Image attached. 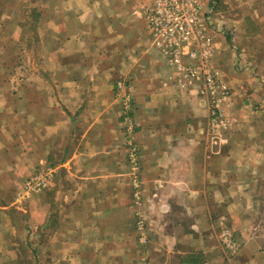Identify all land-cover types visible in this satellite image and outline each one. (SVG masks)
Instances as JSON below:
<instances>
[{
    "label": "crops",
    "instance_id": "obj_1",
    "mask_svg": "<svg viewBox=\"0 0 264 264\" xmlns=\"http://www.w3.org/2000/svg\"><path fill=\"white\" fill-rule=\"evenodd\" d=\"M147 2L0 0V264L3 251L10 264L19 251H46L52 264H264V75L247 58L224 73L215 39L231 95L224 136L207 134L201 85L169 65L147 30ZM122 80L139 130V206ZM46 166L47 186L20 203L24 180ZM223 227L233 252L220 244Z\"/></svg>",
    "mask_w": 264,
    "mask_h": 264
},
{
    "label": "built area",
    "instance_id": "obj_2",
    "mask_svg": "<svg viewBox=\"0 0 264 264\" xmlns=\"http://www.w3.org/2000/svg\"><path fill=\"white\" fill-rule=\"evenodd\" d=\"M143 15L147 30L156 39L169 65L186 82L194 81L201 85V94L207 97L213 106L209 126L215 131L223 124L219 106L227 101L229 91L224 84L219 83L218 71L212 64V39L207 33L204 4L201 0H148L143 7ZM124 85V81L117 83L127 124V159L135 170L131 182L137 188L139 149L133 140V101L130 91L121 90ZM53 174L52 167H46L27 177L17 199L21 202L31 193L43 190ZM141 240H145L144 235ZM220 240L225 251L236 250V242L230 230H222Z\"/></svg>",
    "mask_w": 264,
    "mask_h": 264
},
{
    "label": "rangeland",
    "instance_id": "obj_3",
    "mask_svg": "<svg viewBox=\"0 0 264 264\" xmlns=\"http://www.w3.org/2000/svg\"><path fill=\"white\" fill-rule=\"evenodd\" d=\"M201 1L204 4V8L206 9V16H207L206 24L208 26L207 33L212 39V53H213V45L215 39L217 42H220L221 44L223 43L225 47L224 49L225 57L223 60L224 66H220L222 71L224 70L226 73H230L233 72L234 70L239 73L244 69L243 66L241 65L240 59L247 58L248 60L246 61V63H248L249 61L252 62V65L250 64L251 65L250 69L253 71L254 75L256 77H259L261 74L264 75V0H201ZM33 5L34 4L32 3L31 7H33ZM31 34L34 35V33ZM212 64L213 67L218 71L219 83L224 84L227 87L230 97L231 95L230 87L221 79V74H220L221 70H219L218 68L220 62H218V66H217L214 63L213 56H212ZM124 82L129 84L128 80H124ZM120 95H121V91L118 89L116 91V98L119 101L118 105L122 119L121 120L122 125L120 126V133L123 135L124 147H126L128 152V145L126 143L128 136L127 124H126V118L124 116L123 105ZM206 101H207V110L209 113L207 134H215L219 137H223L224 136L223 128L221 129L217 128L215 129V131H212L210 129L209 124L211 121V113L213 110V106L207 97H206ZM225 102H222L221 105L219 106L222 112L220 116L222 120H223V109L221 106ZM131 117L134 125L133 140L137 144L139 149V153H138V163H139V157L141 155V147L139 146V142H138L139 130L135 118L134 102L132 104ZM126 160L128 164L127 173H129L128 175H130V187L132 189V198L134 195V200H135L134 202L139 206L140 205L139 203L141 201L140 199L141 184L138 173L139 168L137 171L139 186L135 188L131 182L132 180L131 177L133 173L132 171L130 172V170L132 169H129L131 168V165L127 159V154H126ZM26 199L22 200L20 203H24ZM136 212L137 214L134 219L135 222L134 226L137 232L136 241L137 244H139L142 247L147 244L149 239L146 236L144 241L141 240V237L143 235H146V226L143 223L144 217L142 215H139L138 211ZM259 212L260 213L264 212V209H259ZM224 229H228V228H224ZM220 244H221V240H220ZM3 252H5L4 255L7 258V260L3 259L4 264H10V262L12 261L10 251H3ZM47 256L48 254L46 251H19V264H52L51 260L49 261L50 258L48 259ZM7 261L9 263H7Z\"/></svg>",
    "mask_w": 264,
    "mask_h": 264
}]
</instances>
